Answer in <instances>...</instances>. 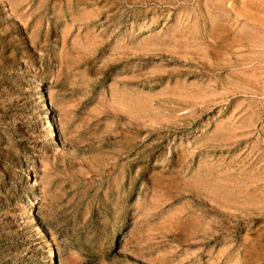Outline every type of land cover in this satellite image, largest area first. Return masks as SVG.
<instances>
[{
    "label": "rangeland",
    "instance_id": "obj_1",
    "mask_svg": "<svg viewBox=\"0 0 264 264\" xmlns=\"http://www.w3.org/2000/svg\"><path fill=\"white\" fill-rule=\"evenodd\" d=\"M0 264H264V0H0Z\"/></svg>",
    "mask_w": 264,
    "mask_h": 264
},
{
    "label": "bare ground",
    "instance_id": "obj_2",
    "mask_svg": "<svg viewBox=\"0 0 264 264\" xmlns=\"http://www.w3.org/2000/svg\"><path fill=\"white\" fill-rule=\"evenodd\" d=\"M15 8H16V6H15Z\"/></svg>",
    "mask_w": 264,
    "mask_h": 264
}]
</instances>
